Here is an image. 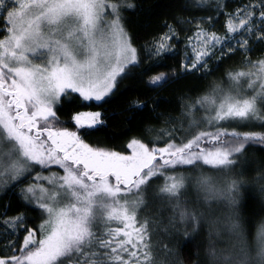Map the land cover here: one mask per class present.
I'll use <instances>...</instances> for the list:
<instances>
[{"label":"snow or ice","instance_id":"snow-or-ice-1","mask_svg":"<svg viewBox=\"0 0 264 264\" xmlns=\"http://www.w3.org/2000/svg\"><path fill=\"white\" fill-rule=\"evenodd\" d=\"M166 7L188 18H165L138 46L128 17L145 11L140 0H0V264H264V215L250 235L239 210L250 182L264 199V161L246 175L249 150L264 152V0ZM167 54L179 68L148 75ZM234 56L179 97V115L160 113L163 126L129 127L123 150L89 139L102 111H68L99 108L136 74L148 89L204 80ZM157 107L128 106L150 120Z\"/></svg>","mask_w":264,"mask_h":264},{"label":"trees","instance_id":"trees-1","mask_svg":"<svg viewBox=\"0 0 264 264\" xmlns=\"http://www.w3.org/2000/svg\"><path fill=\"white\" fill-rule=\"evenodd\" d=\"M191 2V0H189ZM229 3V10L234 9L241 0H226ZM142 7L145 11L140 13H134L128 17V30L136 39L138 46H143L145 40L151 39V36L158 33L161 30L163 20L167 18L170 22L173 18H188L189 13L182 10V7H166L173 3L183 6L185 0H140ZM193 15H203L204 13L192 9ZM221 30V34H222ZM185 35H191V32L181 33V40L178 41V46L183 48ZM240 57L234 56L231 60H227L226 63L221 65L220 69L209 76L207 79L200 80L191 76L176 82H169L162 84L153 89H148L145 83L142 81L147 80V76L140 77L136 74L132 77L121 80L120 90L115 94L105 98V102L97 107L87 108H73L68 109L71 111H102L104 113L105 121L101 131L93 132L89 139L93 143H99L101 145H107L115 150H123L129 136L134 133L129 132L128 129L131 126H135L144 129L148 123L155 124L157 128L163 126L161 124L162 117L159 116L163 113L165 116L172 115L177 116L180 112V100L181 95H189L195 97L200 94L206 86L213 81H216L221 77L224 71L231 65L237 64ZM255 59V57H253ZM179 57L172 58L171 54H167L165 60L162 62L165 67L154 68L152 73L155 74L158 71H166L168 68L175 66L179 68ZM148 98V102L151 105L153 99L157 102V119L150 120V116L154 115L149 113L148 109L137 110L135 116H132L128 106L139 98ZM63 118V117H62ZM170 127V125H169ZM147 138V136L145 137ZM261 146L255 145L253 149H259ZM250 149L247 153V160L249 165L246 175L250 181H254L256 177L257 161H264V152L254 151ZM205 171H209L207 168ZM191 194L195 196V190H191ZM264 199H262L259 191V184L250 182L248 186L242 189V195L240 200L239 210L249 224V233L254 231L255 223L258 221L261 215H264ZM215 215H220L226 209L213 205ZM148 211V210H146ZM155 209H151L154 213ZM145 213H142V216ZM212 240L216 241L217 246L223 247L227 243V233H224L222 237H212ZM195 243L199 245L201 254L209 244L207 225L202 227L199 235L195 238ZM181 253L184 254L187 250L181 245ZM195 251V249H192Z\"/></svg>","mask_w":264,"mask_h":264}]
</instances>
